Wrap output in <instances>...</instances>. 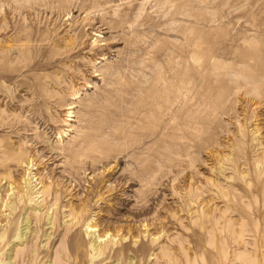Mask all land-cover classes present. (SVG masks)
I'll list each match as a JSON object with an SVG mask.
<instances>
[{
  "label": "rangeland",
  "instance_id": "1",
  "mask_svg": "<svg viewBox=\"0 0 264 264\" xmlns=\"http://www.w3.org/2000/svg\"><path fill=\"white\" fill-rule=\"evenodd\" d=\"M0 152L12 264H264V0H0Z\"/></svg>",
  "mask_w": 264,
  "mask_h": 264
},
{
  "label": "bare ground",
  "instance_id": "2",
  "mask_svg": "<svg viewBox=\"0 0 264 264\" xmlns=\"http://www.w3.org/2000/svg\"><path fill=\"white\" fill-rule=\"evenodd\" d=\"M29 1V0H28ZM5 2V1H4ZM109 3V2H108ZM9 4V3H8ZM14 4V3H13ZM12 6V5H11ZM10 6V7H11ZM14 6V5H13ZM38 6V5H37ZM11 11H12V9H10ZM19 10V9H18ZM82 10V9H81ZM13 12H14V10H13ZM19 12H21V11H19ZM25 12V11H24ZM16 13V12H15ZM23 13V12H22ZM24 14V13H23ZM91 14V13H90ZM20 16V15H19ZM19 16H17V17H19ZM24 16V15H23ZM87 16H85V18H86ZM84 18V19H85ZM91 18V17H90ZM88 19H89V17H88ZM82 20V19H81ZM91 20V19H90ZM93 20V19H92ZM86 21V20H85ZM88 21V20H87ZM80 22V21H79ZM216 22V21H215ZM82 23V22H81ZM85 23V22H84ZM79 25V24H78ZM80 27V26H79ZM113 27V26H112ZM114 28V27H113ZM19 31V30H18ZM20 32V31H19ZM18 32V33H19ZM22 32H24V31H22ZM82 32V31H81ZM30 33V37H32V35H31V32H29ZM27 34V33H26ZM18 35V34H17ZM29 35V34H28ZM77 35V34H76ZM81 35V34H80ZM3 36V35H2ZM21 36V35H20ZM73 36V35H72ZM77 37V36H76ZM75 37V40L77 39ZM63 39V38H62ZM7 40V39H6ZM70 40V39H69ZM21 41H22V39H21ZM63 41V40H62ZM17 42V41H16ZM20 42V41H19ZM25 42V41H24ZM36 42V41H35ZM66 42V41H65ZM9 43V42H8ZM33 43V42H32ZM71 43V42H70ZM73 43H74V41H73ZM96 43V41L94 42V44ZM75 44V43H74ZM98 44V43H97ZM33 45V44H32ZM30 46V45H29ZM71 46V45H70ZM101 46H106V44H101L100 46H98V47H100L101 48ZM95 47V46H94ZM97 47V48H98ZM8 49V48H7ZM17 49V48H16ZM21 49V48H20ZM27 49V48H26ZM77 49H78V47H77ZM95 49V48H94ZM93 49V50H94ZM3 50V49H2ZM17 51V50H16ZM19 51H21V50H19ZM26 51V50H25ZM67 51V50H66ZM68 51H69V49H68ZM96 51V50H95ZM2 52V51H1ZM18 52V51H17ZM24 52V51H23ZM6 53V52H5ZM19 53V52H18ZM16 54V53H15ZM23 54V53H22ZM21 54V55H22ZM25 54V53H24ZM67 54V53H66ZM24 56V55H23ZM26 56V55H25ZM90 56H91V54H90ZM104 56V55H103ZM5 59V58H4ZM102 59V58H101ZM89 62V61H88ZM95 62V61H94ZM90 66H92V65H90ZM93 67V66H92ZM104 73V72H103ZM256 73V72H255ZM257 74V73H256ZM256 74H253V75H256ZM248 75V74H247ZM251 75V74H250ZM259 75V74H258ZM97 76H100V75H98V74H95L94 75V78L95 77H97ZM174 81H175V84H176V82H178L180 85H175L174 86ZM168 82V84H166V85H168V87H167V90H165L166 92H167V94H169V93H172V96L173 97H175L174 98V100L175 101H177V103L178 104H182L181 105V110H183L184 109V111H185V113L186 112H189V113H193L194 114V116H197L199 113H198V109H199V99H198V94L197 93H195V87L197 86L196 85V83L195 82H192L191 80H188V79H185V78H183L182 76H180V77H178L177 79L176 78H174V79H170V80H168L167 81ZM142 83V82H141ZM143 83H145V82H143ZM177 83V84H178ZM193 84H195V86L193 85ZM55 85V84H54ZM57 87H59L58 85H56ZM260 86V85H259ZM165 87V88H166ZM51 89H53V88H51ZM247 89H248V87H247ZM249 89H250V87H249ZM49 92V91H48ZM250 92V91H249ZM244 95V94H243ZM241 98V97H240ZM243 101V100H242ZM254 101V100H253ZM53 102V101H52ZM236 102V101H235ZM245 102H247V100L245 101ZM49 103H51V102H49ZM43 104H44V102H43ZM42 104V105H43ZM190 104L191 105H193V108L195 107V110L193 109V110H190L189 108L190 107H192V106H190ZM254 104H255V102H254ZM35 105V104H34ZM45 105V104H44ZM48 105V104H47ZM73 105V104H72ZM248 105V104H247ZM164 107H165V104L163 105ZM167 106V105H166ZM171 106H172V104H171ZM178 106V105H177ZM246 106V105H245ZM258 106V105H257ZM32 107V106H31ZM42 108H44V106H41ZM76 107V106H75ZM74 106H70L69 108H67V111L68 110H72V109H74L75 108ZM169 107H170V103H169V106H167V108H165V109H169ZM173 107V106H172ZM188 107V109H186ZM251 107V106H250ZM33 108L35 109V107L33 106ZM41 109V108H40ZM33 110V109H32ZM43 110V109H42ZM169 110H171V109H169ZM180 110V109H179ZM179 110H178V112H179ZM39 111V110H38ZM161 111V110H160ZM172 111V110H171ZM176 111V110H175ZM34 112H35V110H34ZM164 112V111H163ZM68 113H69V111H68ZM164 113H166V111L164 112ZM46 114V113H45ZM192 114V115H193ZM50 115V114H49ZM167 115V114H166ZM172 115V114H171ZM168 116V115H167ZM165 117V116H164ZM173 117V116H172ZM174 117H176V116H174ZM44 118V117H43ZM166 118V117H165ZM182 118V117H181ZM170 120V119H169ZM181 120V119H180ZM171 121V120H170ZM167 122V121H166ZM165 122V123H166ZM173 122V121H172ZM172 122H169V123H172ZM196 123V122H195ZM6 126V125H5ZM10 127V126H9ZM172 127V126H171ZM194 128V127H193ZM168 129V128H167ZM196 129V128H195ZM11 130V129H10ZM194 130V129H193ZM197 131V130H196ZM40 136V135H39ZM38 136V137H39ZM9 143H7V145H8ZM7 145H5L4 147L6 148V146ZM84 145V144H83ZM9 146V145H8ZM18 146V145H17ZM78 146V145H77ZM3 147V146H2ZM11 148V147H10ZM10 148L8 147V149L10 150ZM14 148V147H13ZM16 148V147H15ZM4 149V148H3ZM8 149H6L7 150V152H8ZM5 150V149H4ZM12 151V148H11V150H10V152ZM15 151V150H14ZM23 151V150H22ZM27 151V150H26ZM10 152H8V153H6V157L8 156V158H11L12 157V155L13 156H16L17 154H14V152H13V154L12 153H10ZM28 152V151H27ZM26 152V153H27ZM1 153V152H0ZM25 153V152H24ZM12 154V155H11ZM52 154V153H51ZM3 155V154H2ZM4 156V155H3ZM28 157V156H27ZM45 158V157H44ZM0 159H1V157H0ZM3 159H5V158H3ZM29 158H27V160H28ZM55 159V158H54ZM224 159H226V158H224ZM7 160V159H6ZM1 161V160H0ZM34 161V160H33ZM223 161H225V160H223ZM228 161V160H227ZM2 162V161H1ZM27 162V161H26ZM28 163V162H27ZM30 163V162H29ZM83 163V162H82ZM2 165H3V163H1ZM8 164V163H7ZM13 164V163H12ZM1 165V166H2ZM33 165V164H32ZM84 165V164H83ZM74 168V167H73ZM72 168V169H73ZM2 169V168H1ZM4 169V168H3ZM10 169H11V167H10ZM78 169H79V167H78ZM6 170V169H5ZM77 170V169H76ZM75 169H73V170H71V171H76ZM84 170V169H83ZM96 170V169H95ZM108 170V169H107ZM77 171H80V170H77ZM106 171V170H105ZM4 172V171H3ZM7 171H5V173H6ZM93 172V171H92ZM5 173H3V174H5ZM39 173V172H38ZM37 173V174H38ZM70 173V172H69ZM74 173V172H73ZM72 173V174H73ZM77 173H79V172H77ZM84 173H87L86 171H84ZM7 174V173H6ZM36 174V173H35ZM95 174V173H94ZM77 175V174H76ZM102 175V174H101ZM1 176V175H0ZM51 176V175H50ZM53 176V175H52ZM73 176V175H72ZM79 176V175H78ZM77 176V177H78ZM97 176H100L99 174L97 175ZM96 176V177H97ZM4 177V176H3ZM3 177H2V179H3ZM9 177V176H8ZM48 177H49V175H48ZM82 177H84V176H82ZM81 177V178H82ZM89 177V176H88ZM88 177H86V178H88ZM93 177V176H92ZM35 178H37V177H35ZM53 178V177H52ZM61 178V177H60ZM63 178V177H62ZM85 178V177H84ZM6 179V178H5ZM73 179V178H72ZM77 179H79V178H77ZM76 179V180H77ZM37 180V179H36ZM44 180V179H43ZM46 180V179H45ZM44 180V181H45ZM50 179H48V181H49ZM53 180V179H52ZM88 180V179H87ZM3 181V180H2ZM39 181V180H38ZM36 182V181H35ZM56 182V181H55ZM74 182V181H73ZM78 182H80V181H78ZM5 183H7V182H5ZM11 183V182H10ZM13 183V182H12ZM19 183V182H18ZM39 183V182H38ZM42 184H44V182H41ZM40 183V184H41ZM50 183H51V181H50ZM54 183V182H53ZM83 183V182H82ZM87 183V182H86ZM8 184V183H7ZM55 184H58L57 182L55 183ZM78 184H80V183H78ZM15 185V184H14ZM45 185H47V184H45ZM49 185V184H48ZM59 185V184H58ZM26 186V185H25ZM41 186H43V185H41ZM54 186V188H55V185H53ZM17 187V186H16ZM57 187V186H56ZM69 187V186H68ZM78 187V186H77ZM93 187V186H92ZM91 187V188H92ZM15 188V187H14ZM18 188V187H17ZM24 188V187H23ZM44 188H45V186H44ZM43 188V189H44ZM49 188V187H48ZM53 188V187H52ZM65 188V187H64ZM70 188V187H69ZM16 189V188H15ZM20 189V188H19ZM19 189H17V190H19ZM35 189V188H34ZM56 189H58V187L56 188ZM71 189V188H70ZM69 189V190H70ZM84 189V188H83ZM14 191V190H13ZM44 191V190H43ZM52 192H53V190H51ZM56 191H58V190H56ZM64 191V190H63ZM66 191V190H65ZM68 191V190H67ZM71 191V190H70ZM19 192V191H18ZM45 192H46V188H45ZM55 192V191H54ZM54 192H53V194H54ZM36 193V192H35ZM34 193V194H35ZM47 193V197H48V192H46ZM45 193V194H46ZM69 193V192H68ZM16 194V193H15ZM39 194V193H38ZM70 195V194H69ZM55 196V195H54ZM19 197H21V195L20 196H18V200L20 199ZM22 198V197H21ZM43 198V197H42ZM50 198V197H49ZM55 198V197H54ZM12 199V198H11ZM56 199V198H55ZM8 200V199H7ZM20 201V200H19ZM19 201H17V202H19ZM15 202V201H14ZM37 202V201H36ZM43 202L45 203V199L43 200ZM12 203V202H11ZM10 203V204H11ZM20 203H21V201H20ZM3 204V203H2ZM8 203H6V205H7ZM3 207H4V205H2ZM1 206V207H2ZM8 206V205H7ZM13 206V205H12ZM15 206V205H14ZM8 208H10V205L8 206ZM80 209V208H79ZM83 209V208H82ZM82 211V210H81ZM85 211V210H84ZM76 214V213H75ZM74 215V214H73ZM83 215V214H82ZM8 217V216H7ZM82 217V216H81ZM83 218V217H82ZM5 219H7V218H5ZM48 220H50V219H48ZM80 220V219H79ZM53 221H54V219H53ZM52 221V222H53ZM80 221H82V220H80ZM84 221V220H83ZM82 221V222H83ZM1 222V221H0ZM7 221H5V223H6ZM12 222V221H11ZM26 224H25V232H23L22 233V231H20V233H18L19 234V239H21V238H25V240L29 237H26L27 235H29L30 234V230H29V221L26 219ZM51 222V221H50ZM8 223V224H7ZM6 224L8 225V228L6 227H2V228H5V229H2V233L0 234V264H12L11 263V259L10 258H8V255H9V253L7 252V251H5V248L9 245V236H8V233H9V231H10V228L12 227L13 228V226H15V224L13 225V226H10V222H7ZM22 223V222H21ZM55 223V222H54ZM77 223V222H76ZM84 223V222H83ZM143 223V222H142ZM13 224V223H12ZM50 224V223H49ZM144 224V223H143ZM37 225V224H36ZM57 225V224H56ZM83 225V224H82ZM145 225V224H144ZM10 226V227H9ZM20 226H21V224H20ZM51 226H54V225H51ZM24 227V226H23ZM57 227V226H56ZM90 227V226H89ZM88 227V228H89ZM96 227V226H95ZM15 228V227H14ZM1 229H0V232H1ZM16 229H17V227H16ZM19 229V228H18ZM93 229V228H92ZM69 230L70 229H68V232H69ZM16 231H18L19 232V230H16ZM35 232V231H34ZM87 232V231H86ZM11 233V232H10ZM10 233H9V235H10ZM16 233V232H15ZM67 233V232H66ZM107 233H108V231H107ZM118 233V232H117ZM46 234V233H45ZM69 234V233H68ZM15 235V234H14ZM32 235V234H31ZM72 235H74V234H72ZM12 236H13V234H12ZM37 236V235H36ZM75 236V235H74ZM76 236H77V238L79 239V237H78V235L76 234ZM114 236V235H113ZM116 236H117V234H116ZM39 237V236H38ZM66 237V236H65ZM104 237V236H103ZM99 237L97 236V239H98ZM115 238V237H114ZM76 239V238H75ZM74 239V240H75ZM122 239V238H121ZM24 240V241H25ZM37 240V239H36ZM50 240V239H49ZM72 240H73V238H72ZM76 241V240H75ZM34 242V241H33ZM36 242V241H35ZM79 242V241H78ZM154 242V241H153ZM75 243V242H74ZM77 243V242H76ZM99 243V242H98ZM111 243V242H110ZM114 243H116V242H114ZM16 244H18V243H16ZM22 244V243H21ZM35 243H33V245H34ZM80 244H81V241H80ZM101 244V243H100ZM103 244V243H102ZM104 244H106V243H104ZM37 245V242H36V244L34 245V246H32V248H34L35 246ZM97 245V246H96ZM96 245H93L94 247H93V249L94 248H96V252H95V249L93 250L95 253L94 254H96L97 255V257H100V256H103L104 258H105V249L104 248H101L100 246H99V244H96ZM109 245V244H108ZM135 245H136V243H135ZM12 246H14V245H12ZM16 246V245H15ZM18 246V245H17ZM16 246V247H17ZM21 246V245H20ZM30 247H31V245H30ZM102 247H104V246H102ZM123 247V246H122ZM37 248V247H36ZM78 248V247H77ZM91 248V247H90ZM124 248V247H123ZM122 248V249H123ZM17 249V248H16ZM138 249V248H137ZM11 250L13 251V249L11 248ZM30 250H32L31 248H30ZM36 250V249H35ZM34 250V251H35ZM75 250V249H74ZM17 251H18V249H17ZM37 251V250H36ZM92 251V250H91ZM107 251V250H106ZM135 252H136V250H134ZM16 252V251H15ZM32 252V251H31ZM133 252V251H132ZM37 253V252H36ZM36 253H34L33 255H30L31 257H33L34 258V255L36 254ZM60 253V252H59ZM107 253V252H106ZM11 254V253H10ZM32 254V253H31ZM91 254H93V252L91 253ZM93 254V255H94ZM124 254V253H123ZM56 256H57V253L55 254ZM54 255V256H55ZM121 255V254H120ZM9 256H11V255H9ZM95 256V255H94ZM110 256H112V255H110ZM109 256V257H110ZM30 257V258H31ZM37 257V256H36ZM59 258H60V256H59ZM94 258V257H93ZM102 258V257H101ZM94 259H96V258H94ZM109 259V258H108ZM119 259V258H118ZM125 259H127V258H125ZM131 259V258H130ZM61 260V259H60ZM63 260V259H62ZM100 260V259H99ZM101 260H103V259H101ZM106 260V259H105ZM128 260H129V258H128ZM117 261V260H116ZM116 261H114V262H116ZM125 262H126V260H124ZM36 262V261H35ZM49 262V261H48ZM90 262H91V260H90ZM95 262V261H94ZM57 263V262H56ZM100 263H101V261H100ZM29 264H31V263H29ZM61 264V263H60ZM126 264V263H125ZM129 264H133V261H129Z\"/></svg>",
  "mask_w": 264,
  "mask_h": 264
}]
</instances>
